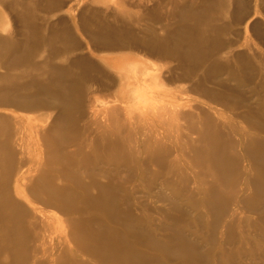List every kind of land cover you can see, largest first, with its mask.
I'll list each match as a JSON object with an SVG mask.
<instances>
[{"label": "rangeland", "instance_id": "rangeland-1", "mask_svg": "<svg viewBox=\"0 0 264 264\" xmlns=\"http://www.w3.org/2000/svg\"><path fill=\"white\" fill-rule=\"evenodd\" d=\"M0 53V94L17 96L0 106L1 139L18 136L17 154L42 161L54 143L61 163L42 172L61 186L74 185L72 164L86 184L94 172L119 212L159 237L179 230L206 264H249L248 248L264 247L250 156L264 147V0H0ZM56 73L73 86L63 103L50 96ZM24 100L45 104L24 110ZM214 126L224 172L196 154L210 148L201 129Z\"/></svg>", "mask_w": 264, "mask_h": 264}, {"label": "bare ground", "instance_id": "bare-ground-1", "mask_svg": "<svg viewBox=\"0 0 264 264\" xmlns=\"http://www.w3.org/2000/svg\"><path fill=\"white\" fill-rule=\"evenodd\" d=\"M12 61L17 62V59ZM63 76L64 73L55 74L57 88L52 93L54 95H50L55 103L65 102L64 95L73 92V86L67 87L62 84ZM16 97L7 93L0 94V106H13ZM19 104V108L27 110L35 106H44L45 102L39 101L36 104V101L24 100ZM19 123L23 125L22 122ZM24 126L27 125L24 123ZM3 130L6 131L1 127L0 264H172V260H176L174 264H206L205 255L200 252L196 242L179 230L174 229L172 233L159 237L153 226L149 225V228L148 225L147 228L143 226L144 220L141 218L130 217L124 214V211L119 212L118 204L123 207L120 200L109 186L97 183L93 178L94 172L89 173L92 180L90 184H86L78 177L75 165L71 163L73 166L70 164L72 166L70 173L73 174L74 185L69 186L60 185L58 174L42 172L39 165L53 161L61 163L59 149L54 143L52 144L54 149L45 155V160L29 158L28 155L17 154L14 151L17 148L18 136L13 139L9 136L6 140L1 139ZM201 130L200 140L205 141L210 148L197 152V156L212 160L214 169L224 172L227 167L226 152L216 132L218 131L216 126L211 130ZM255 142L259 146H264L260 141ZM250 154L254 164L258 166L257 172L260 175V181L254 182L252 187V204L264 206V147L253 150ZM12 171L15 173L13 192L9 188V181L6 179L2 181L3 177ZM25 177L27 185L35 180L29 190L31 197L26 195L24 184L19 182ZM76 187L82 189L83 202L87 206L83 213L78 209ZM92 190H97V195L92 196L90 194ZM215 191L213 189L205 199L208 203L206 205L210 207L216 206ZM102 216L107 217L108 221L100 220ZM261 222L264 225V218ZM261 232H264V228ZM243 241L249 245L247 239ZM243 247L242 245L237 248L238 255L242 254ZM258 248L252 244L246 251L245 254H250L249 264H264V247L260 252ZM259 253L263 257H259ZM256 258H261L262 261H257Z\"/></svg>", "mask_w": 264, "mask_h": 264}]
</instances>
